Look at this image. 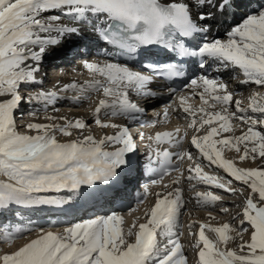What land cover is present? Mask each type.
<instances>
[{
  "label": "snow or ice",
  "instance_id": "snow-or-ice-1",
  "mask_svg": "<svg viewBox=\"0 0 264 264\" xmlns=\"http://www.w3.org/2000/svg\"><path fill=\"white\" fill-rule=\"evenodd\" d=\"M193 18L192 8L203 9ZM240 7V0H192L189 2L162 3L161 0H0V216L11 213L25 226L10 227L0 223L3 239L12 242L17 236L37 231L36 238L18 247L10 254L0 255V264H188L180 219L182 209L188 203L182 189L175 187L166 194L156 193V202L145 215L147 222L125 229L124 216L116 211L98 215L80 222L70 223L63 232L45 230V227L30 216L25 220L24 212L48 210L66 215V209L73 202L88 204L106 193L117 189L126 173L134 170L133 159L138 144L127 126L102 122L101 110L105 115L127 117L136 120L145 110L131 99L138 97L156 98L159 93L151 88L154 82L171 81L187 75L183 59L197 58L201 70L212 69L219 73L225 70H239L234 80L244 86L264 88V10L249 14L235 26L225 29V39L212 37L216 25L234 16ZM58 11L60 15H45ZM96 17L93 23L89 16ZM106 14L107 20H99ZM61 16L89 24V31L96 34L106 45L118 49V55L133 62L145 57L146 46L161 45L181 60L176 62L142 65L144 70L121 62L103 63L87 59L83 67L104 79H93L77 84L63 85V90H77L81 100L90 99L89 92L101 93L94 111V124L101 128L117 129L113 135L97 139L84 135L89 127L83 118L67 120L50 115V121L64 119L65 123H28L30 132L18 131L16 112L21 102L32 104L43 102V108L55 105L60 98L57 91H40L22 95V85L40 84L37 74L45 55H51L67 39L80 36L81 29L61 23ZM199 21V23L197 22ZM200 34L201 42L189 47L185 38ZM209 37H212L211 39ZM101 48L97 54L105 53ZM186 89L193 96H199L202 103L198 108L187 103L182 90L168 88L169 96L178 100L166 105L165 119L169 110L181 109L190 117L189 128L195 133L190 144L198 151L191 152L167 149L161 151L153 143L147 144L148 153L145 169L152 179L137 194V202L143 203L149 188L159 185L165 175L180 173L173 183L179 184L183 173L179 163L201 160L206 164L189 165L185 178L195 187L197 184L214 187L229 194H244L243 187H232L233 181L250 189L245 197L242 212L232 217L233 223L219 226L201 222L199 224L197 247L198 264H264V164L260 167H239L236 159L264 160V91H253L248 97L250 103L234 102V93L228 83L219 77L198 75L190 78ZM217 106L219 109L217 110ZM57 111V109H53ZM38 109H32L35 115ZM197 113H200L198 116ZM251 113V114H249ZM256 114H259L258 116ZM159 115V113L157 114ZM23 118V113H20ZM234 120L246 125L242 134L223 136L234 132ZM157 121L153 120L151 125ZM261 130H257V129ZM72 129L80 134L67 141L58 136H72ZM205 130L203 135L198 133ZM188 137L185 130L157 132L148 137L155 144L168 143L181 148ZM140 139L144 136L141 133ZM111 146V147H109ZM234 150V158H227L226 151ZM153 160L159 167H152ZM215 167L225 175L204 171V167ZM197 205L215 206L222 196L213 191L195 192ZM240 207V205H236ZM228 213L229 209H221ZM64 215L55 220L48 218V224L68 223ZM210 219H214L209 213ZM196 222L189 224L193 227ZM247 225V226H245ZM250 239L245 241L244 234ZM208 233H211L209 235ZM134 237V241L129 238ZM239 240L236 248L229 249L230 242ZM202 244V247L200 245Z\"/></svg>",
  "mask_w": 264,
  "mask_h": 264
},
{
  "label": "bare ground",
  "instance_id": "bare-ground-1",
  "mask_svg": "<svg viewBox=\"0 0 264 264\" xmlns=\"http://www.w3.org/2000/svg\"><path fill=\"white\" fill-rule=\"evenodd\" d=\"M163 2L167 3H175V2H181V0H161ZM183 2H189L190 7L192 4V0H183ZM259 7V10H256L254 7L255 4ZM203 10V11H209L207 7L203 9H198V8H192V15L194 19H197V12ZM264 10V0H240V7L237 9V12L234 16H228L227 20L223 23V25L217 24L216 25V31L212 33V37L215 38H220V39H225V29H227L229 26H235L239 22H242V19L245 18L249 14H254L256 11L258 14L259 11ZM45 15H60L58 11H53L46 13ZM99 20H107L106 14H100L99 15ZM89 19L95 23L96 17L89 16ZM61 23L67 24L69 26H77L81 29V35L80 36H73L65 41V43L58 49H56L51 55H45L41 67H40V72L37 74L38 80H42V83L40 84H29L27 86L22 85L24 88V92L26 94H34L36 92L40 91H57L58 96L60 97L55 105H50L48 106L47 111L44 110L43 108V102H33L32 104L24 103L23 101L21 102V105L18 110H20L22 113L24 112H29L31 114L32 109H38L36 111L35 115H32V119H24L27 120L25 126L28 123H60L63 124L65 123L64 119H58L56 121H50L47 119L48 116L50 115H55L57 117H64L67 120H75L77 118H83L86 123L89 125L84 130V135H93L95 138L100 139L103 138L105 135H113L117 131V129L114 128H101L100 126H97L94 124V111L95 108L99 105V101L101 99H104L105 97L103 96L102 92L101 93H93L89 92L87 95L90 96V99H84L81 100V93L77 90H63V85L75 82L77 84L84 83L85 81L93 80V79H101L103 80V77H100L98 74H93L89 70L85 69L83 67V61L87 59L89 62L96 61L103 63L105 61L108 62H115L110 59H107L105 57H98L95 54V49L98 48V38L97 35L94 34L93 32L89 31V24L83 22V21H76L68 16H61ZM199 23V21H197ZM212 37H209L210 39ZM81 46V49L79 48ZM83 48L88 47V50L85 52V49L83 51ZM52 58V59H50ZM130 66V65H128ZM131 67V66H130ZM134 70H137L134 68ZM239 76V79H243L242 74L239 73V70L233 71L232 69L225 70L222 72H215L211 71L209 74H204L208 75L210 78L211 77H219L223 80H225L226 83L229 85V90H232L236 95H234V100H233V105L230 110L235 111L234 107V102L236 99H241L242 104L244 106H247L248 103H250L248 97L253 91L260 90L264 91V88H259L257 86L253 85H248L244 86L238 83V80H234L233 76L237 75ZM152 86V85H151ZM23 90V89H22ZM181 94L186 96L187 103L198 108L202 101L200 100L199 96H193L190 91H188L185 87L184 90L181 91ZM131 99L138 104L140 108H144L148 110V107L151 109V113H145L141 114L136 120H129L127 117H122V116H110V115H105L104 110H101L100 113V119L102 122H110V123H115V124H120L122 126H127L129 130L132 129V125L135 123L137 124H143V123H149L146 126H143L140 130V134L144 131H150L152 130H157L158 132H164V131H172L174 132L175 129L179 128L181 130V134L186 130L187 127L190 124V117H187V114H184L181 109H177V111H172L169 110V116L167 119L164 118L163 116V110L164 107L173 101H176L178 104V100H176L175 96H171L170 98H165V99H160V98H144V97H138L135 94L131 95ZM53 109H57V111H54ZM219 109V106H217V110ZM18 113V111L14 112ZM27 113V114H29ZM159 113V115H157ZM251 114V113H249ZM199 116L200 113H197ZM257 116L259 114H256ZM30 116V117H31ZM26 117V115H25ZM155 120L157 123L155 125H151V122ZM233 124L235 126L234 132H229V135H241L242 131H246L247 126L246 125H241L238 120H234ZM145 125V124H144ZM20 126V125H17ZM192 129V128H191ZM261 130V129H257ZM205 130H201L200 135H203ZM28 134H35L34 132H26ZM143 134V133H142ZM196 134V133H195ZM228 133H223V136H229L225 135ZM78 129H72V136L70 137H65V136H58V139L61 141H67L71 139H75L78 136ZM134 139L137 136H133ZM140 139V138H139ZM190 139L191 137L188 135V137L184 140V143L181 148H176L174 146H171L168 144L171 148H173L175 151H186V152H191L193 156L195 157L198 155V151L190 144ZM137 141V140H136ZM149 142V141H148ZM165 144V143H162ZM158 146V145H157ZM111 147V146H109ZM138 151V149H137ZM234 152V150H231ZM231 151H226L225 156L227 158H230L229 154ZM237 156V155H236ZM187 159V158H185ZM189 160L187 159L186 162ZM195 162V160H193ZM201 161V160H200ZM190 163L192 161H189ZM204 164H206V161H202ZM248 163L245 165H240L239 167H245V168H250V167H260L262 164H264V160L257 158L255 160L248 159ZM134 163V170L131 173L126 174V178H122L121 182V187H117L119 189V192H116L115 190L109 191L106 193L108 199L112 198L111 202H105L106 200L101 197L99 203L97 204L95 200H90L91 203L87 207L84 208L82 211L75 212L71 215L65 216L64 219L68 221V223H64L59 225L58 227H67L69 226L70 223H75V222H80L84 219H89V218H94L95 216L98 215H107L111 214V211H116L119 214L124 216V224L123 227L125 229H128L129 227H132L133 225H136L138 228V225L140 223H145L147 222V216L145 215L146 211L149 210L152 206H154L156 202V193L154 194L153 191L156 189H159L160 187L166 189V191H162L161 194H166L168 191H172L174 187L172 185L167 184L169 181L170 183L175 180L178 176H180V173L175 172L174 174H171L164 179H162L161 183L159 185H153L149 188V192L147 197L144 199L143 203H138L137 202V194L141 193L143 191L142 188L136 189L131 191V188L133 185L135 186L137 184L138 180H142L143 178L140 177L137 173L140 171L142 173V167L140 163L138 162V154L136 152V155L133 159ZM191 165V164H190ZM238 166V165H237ZM181 167V172L183 173V176L181 177L180 183L183 182L184 187L182 188V192L184 195L185 200L188 201V203L185 204L184 208L181 210L182 211V216L180 221L183 219V225H187L188 223L196 222L194 224V233L192 235L189 233H184V237L187 238H182L180 236V240L182 245H184V252L185 256L188 259V264H198V252H199V247H197V241H198V232H199V224L201 222H205V220L202 219L200 215H197L196 213H192V210L195 208L198 209H205V210H215V207L219 204L223 205L228 203L229 206L235 205L236 201L231 200H225L222 199V201L217 202L215 206H204V205H197L193 207V203L189 201V196L186 194L185 195V189H190L192 190L193 188H198V189H203V191H213L217 194L224 196V198H227L229 194L223 190H218L215 189L214 187L209 188V186H205L202 184H197L195 187H190V184H195L196 182L193 181L187 182L188 180L185 179L189 173L186 169V166L183 164L180 166ZM211 170H214L216 173L220 175H225L222 170H217L215 167H208ZM145 169V168H144ZM143 169V173H144ZM144 177V174H143ZM179 183V184H180ZM174 184V183H173ZM188 184V187L186 186ZM233 187L234 188H241L243 187L244 190L247 191V193L242 195V198L244 199V202L242 207L240 208L242 210L243 206L246 203L245 197L249 194L250 189H248L246 186H243L240 182L233 181ZM137 186V185H136ZM131 191V192H130ZM160 192V191H159ZM107 199V200H108ZM130 204V205H129ZM95 205V206H94ZM227 205V206H228ZM236 207V206H235ZM217 208V207H216ZM94 210H99L98 212L94 213ZM47 211H41L43 213H40L39 211H34V212H24L22 215L25 216V220L30 216L34 221H37L40 225L45 227V230H50L49 226H57L54 224H48L47 219H44L45 216L47 215ZM53 212V211H50ZM239 210H234L231 211L229 214V217L227 220L221 221L219 224L216 226H219L225 222L228 223H233L232 217L236 214L239 213ZM34 214H39L38 216ZM34 215V216H33ZM144 216V220L141 222H137L136 217L137 216ZM4 216V215H3ZM0 216V223H3L6 221V218H11L12 215L11 213H8L7 216ZM36 217L39 218V220L36 219ZM15 218V217H14ZM15 223H20L17 221V219H13ZM181 223V222H180ZM207 223V222H206ZM189 224L186 226L189 228ZM12 225V224H11ZM10 227L16 226L13 225ZM49 225V226H48ZM20 226H25L24 223H20ZM215 226V225H213ZM247 226V225H245ZM191 229V228H190ZM180 230V229H179ZM4 231V230H3ZM251 230H249L250 232ZM38 232V230H37ZM189 232V231H188ZM3 233V232H2ZM211 235V233H208ZM191 235V236H190ZM189 237V238H188ZM248 237V239H247ZM36 238L32 237L29 234L25 236H17L12 242H8L3 239V236L0 235V249H1V243H5V246L8 247V252L6 254H10L12 251L17 250L18 247L22 246L23 244L29 242L31 239ZM191 238V239H190ZM250 236H245V241L249 240ZM131 241H134V237ZM130 241V242H131ZM232 243L231 245L236 248L238 244L240 243L239 240H236ZM202 247V244L200 245ZM230 247V246H229ZM189 248V249H188ZM190 249L191 253L190 254ZM0 255H2V251L0 250Z\"/></svg>",
  "mask_w": 264,
  "mask_h": 264
},
{
  "label": "rangeland",
  "instance_id": "rangeland-1",
  "mask_svg": "<svg viewBox=\"0 0 264 264\" xmlns=\"http://www.w3.org/2000/svg\"><path fill=\"white\" fill-rule=\"evenodd\" d=\"M257 10H259V9H257ZM255 13H257V11L255 12ZM254 13V14H255ZM80 49H81V46L79 47ZM24 88L25 87H22V95H25L26 93L24 92ZM18 111V113H15V117H16V121H17V125H20V126H18V131H20L21 133H26V132H30L29 131V129H27V127L25 126V124H26V121L27 120H24V119H32V116H31V114L29 113V112H24L23 113V118L21 119L20 118V113H21V111L20 110H17ZM151 112V109H150V107H148V110H146V113H150ZM27 113H29V114H27ZM25 115H26V117H25ZM31 116V117H30ZM187 132H188V135L191 137L192 135H194L195 134V131H194V129H191V128H189V127H187ZM78 134H80V131L78 130ZM197 134V133H196ZM199 135H200V133H198ZM225 135H229V133L228 134H225ZM236 152L234 151H231L230 152V154H229V156H230V158H234V157H236ZM186 160L187 159H184L183 161H181V163L183 164V166L185 165L186 166V168H189V165L191 164V165H195V163H202V165L204 164L202 161H200V160H195V162L194 161H192L191 163L188 161V162H186ZM248 159H246L245 161H240L239 159H236L235 160V162L237 163V165L238 166H240V165H246L248 162ZM204 171H207V172H209V173H213V174H216V172L214 171V170H211V169H209L208 167H204ZM189 173V172H188ZM138 175H141V173H140V171L137 173ZM174 181V180H173ZM173 181L170 183L169 181L167 182V184H171L172 185V187H180L181 189L184 187V184H183V182H181L180 184H173ZM187 182H189V181H187ZM191 183H193V182H191ZM137 184H138V181H137ZM233 185L234 184H232V187H233ZM186 186L188 187V184H186ZM136 187V185L134 186L133 185V187L131 188V191L132 190H134V188ZM192 186H191V184H190V187H188V188H191ZM160 189H162V191H166V189H164V188H162V187H160L159 189H156V190H154L153 191V193L155 194V193H162V191L160 190ZM130 191V192H131ZM151 191V190H150ZM160 191V192H159ZM197 191H201V192H203V189H198V188H193L192 190H190V189H185V195L187 194L188 196H189V201L190 202H192L193 203V207H195L196 206V200H195V192H197ZM247 193V191L246 190H244V195ZM214 194H217V193H215L214 192ZM218 195H220V194H218ZM222 196V195H221ZM223 199H225V200H232L233 199V201H236V203H235V205H233V206H229L228 205V203H226V204H223V205H221V204H219V205H217L216 207H215V210L213 209V210H205V209H198V208H195V209H193L192 210V213H196L197 215H200L201 217H202V219L203 220H205V222H207V223H210V224H212V225H217V224H219L221 221H224V220H227L228 219V217H229V214H230V212L231 211H234V210H239L240 212H242V210L240 209L241 207H242V205H243V203L242 202H244V199L242 198V195H240V194H236V195H229L227 198H224V196L222 197ZM110 200V201H109ZM111 202L112 201V199H108L107 201H105L106 203L107 202ZM130 205V204H129ZM228 205V206H227ZM236 205H240V207H237ZM236 206V207H235ZM224 207H227L228 209H229V212L228 213H223L222 211H221V209L222 208H224ZM97 211H95L94 213H96ZM209 213H211V216L212 217H214V219H210V217H209ZM7 214L8 213H6V214H4V216H7ZM12 215V214H11ZM34 215H36V214H34ZM33 215V216H34ZM48 215V214H47ZM46 215V216H47ZM3 216V217H4ZM36 216H38V215H36ZM50 218H51V216H49ZM48 216H47V219L49 218ZM13 219H15L13 216L11 217V218H6V221L5 222H3V223H10V222H12V225H11V223H10V225L11 226H13V225H15V224H17V223H14L13 222ZM36 219L37 220H39V218L38 217H36ZM136 220H137V222H141V221H143L144 220V216L142 215H140V216H137L136 217ZM181 222V224H182V229H180L179 230V228L177 229V231H182V235H181V237L184 239V238H187V237H184V233H187V234H191L192 235V233H194V227H191V229H190V227L188 228V227H186L187 225L185 224V226L183 225V219L180 221ZM49 226V225H48ZM46 228H49L51 231H54V232H63V229H64V227H58V226H49V227H46ZM3 228H0V233H2L3 232ZM249 230H251V229H249ZM189 231V232H188ZM29 235L30 236H32V237H36L37 236V231H33V232H31V233H29ZM190 235V236H191ZM250 236V232L249 233H245L244 234V239H245V236ZM189 238V237H188ZM133 239V237H131V238H129V240L131 241ZM191 239V238H190ZM247 239H248V237H247ZM232 243H229L228 245H227V247L229 248V249H233L234 247L231 245ZM230 246V247H229ZM189 249V248H188ZM1 251H2V254H6L7 252H8V247L7 246H5V243H1V249H0ZM190 254H193V253H191V249H190Z\"/></svg>",
  "mask_w": 264,
  "mask_h": 264
}]
</instances>
